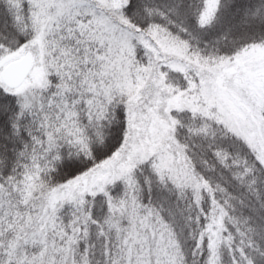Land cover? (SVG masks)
Segmentation results:
<instances>
[{"label": "snow or ice", "instance_id": "snow-or-ice-1", "mask_svg": "<svg viewBox=\"0 0 264 264\" xmlns=\"http://www.w3.org/2000/svg\"><path fill=\"white\" fill-rule=\"evenodd\" d=\"M0 264H264V0H0Z\"/></svg>", "mask_w": 264, "mask_h": 264}]
</instances>
